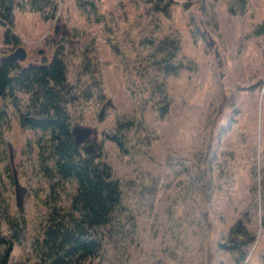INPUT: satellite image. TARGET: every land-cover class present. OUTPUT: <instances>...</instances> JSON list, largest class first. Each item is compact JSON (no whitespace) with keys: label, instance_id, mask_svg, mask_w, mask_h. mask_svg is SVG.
<instances>
[{"label":"rangeland","instance_id":"1","mask_svg":"<svg viewBox=\"0 0 264 264\" xmlns=\"http://www.w3.org/2000/svg\"><path fill=\"white\" fill-rule=\"evenodd\" d=\"M14 1L15 30L28 50L24 64L50 58L55 43L48 38L58 39L69 78L79 87L83 51L93 44L99 53L107 97L88 101L78 95L68 110L76 122L98 128L104 158L122 182L123 207L116 217L123 231L118 249L106 229L101 231L98 252L82 264H237L219 243L247 206L253 216L249 227L257 238L241 264H264V33L253 32L264 22V0H175L170 19L153 18L144 0H103L102 11L114 17L110 27L102 20L89 21L76 0H53L44 12L33 6L42 0ZM121 7L124 12L118 11ZM5 29L0 21V55L15 48L4 44ZM175 29L184 38L179 59L193 58L198 69L183 67L179 76L168 78L175 97L170 112L159 120L149 103L143 113L147 128L130 129L128 150L123 152L106 133L116 131L121 116L135 113L141 99L140 74L148 68L143 40ZM109 37H116L123 54L111 46ZM18 94L23 101L28 98L25 92ZM110 97L113 105L100 116ZM15 102L0 97V106L8 111L0 146L7 149L6 157L0 154V197L10 199L19 211L15 172L27 187L28 239L14 245L10 264H27L35 261L32 241L42 234L53 185L58 204L69 205L77 182L55 172L49 176L37 157L38 132L20 125ZM169 154L173 164L166 163ZM149 175L160 177L157 187ZM1 230L7 232L5 223Z\"/></svg>","mask_w":264,"mask_h":264},{"label":"trees","instance_id":"2","mask_svg":"<svg viewBox=\"0 0 264 264\" xmlns=\"http://www.w3.org/2000/svg\"><path fill=\"white\" fill-rule=\"evenodd\" d=\"M144 1L149 5L148 11L153 18L172 17L175 0ZM50 2L53 0H42L38 6H33L44 12V7ZM76 3L89 21L93 18L97 22L102 20L108 27L114 22V17L102 11L103 0H76ZM118 11L124 12L125 8L121 7ZM101 14L104 16L102 19L99 17ZM51 15L50 12L44 17L49 18ZM0 21L6 25L3 33L4 44L16 47L24 43L23 37L15 30L14 0H0ZM253 32L257 35L263 34L264 22L257 24ZM48 39L55 43L53 55L50 58L44 56L38 63L24 64L20 60L9 58V52L2 50L0 97L15 99L20 125L38 132L35 139L37 157L45 170L50 171L49 176L52 177L55 172L61 179H74L77 182L76 192L69 205L58 204L53 185V198H50V207L43 215L42 234L32 241L34 264H82L86 258L98 252L102 245L100 232L105 229V235L110 238L114 248L120 247L123 227L116 213L123 207L122 182L115 175L112 165L104 158L103 148H99L98 153H90L74 140L72 134V125L77 119L70 115L68 106L78 99V95L88 101H103L107 97L103 75L98 67L97 47L92 44L83 51L78 71L79 87H76L69 78L68 65L58 39ZM143 41L147 49L144 59L147 60L148 68L140 74L144 78L138 85L141 99L135 113L121 116L117 121L116 131L106 133L117 142L123 152L128 150L127 132L137 126L147 128L143 113L149 103L155 108L159 120H163L170 112L175 97L170 92L168 78L179 76L183 67L192 71L198 69L193 58L179 59L183 56L184 38L177 29L170 34L146 38ZM109 42L118 53H124L116 37H109ZM85 77L87 78L84 80ZM19 91L28 94L26 101L20 98ZM146 94L149 96L146 97ZM7 115L6 106L1 105L0 146L4 142L2 129L8 126ZM1 152L7 156L6 148H0V154ZM209 160L207 157L206 161ZM166 161L167 164L175 162L170 154ZM50 162L53 166H49ZM202 168L205 179L203 186L207 190L209 167L205 165ZM149 181L155 188L160 184V177L149 175ZM147 185L146 182L144 186ZM252 221V208L247 206L230 226L224 240L219 243L237 264L243 262L249 247L257 238L249 227ZM3 223L7 225L6 233L1 230ZM181 225L179 222L178 226ZM27 239V214L16 211L10 199L0 197V264H10L14 245L23 244Z\"/></svg>","mask_w":264,"mask_h":264},{"label":"water","instance_id":"3","mask_svg":"<svg viewBox=\"0 0 264 264\" xmlns=\"http://www.w3.org/2000/svg\"><path fill=\"white\" fill-rule=\"evenodd\" d=\"M57 28V26H56ZM211 44H214V40L210 41ZM216 53L218 52L217 46L215 47ZM40 52H43L42 49L39 50ZM9 58L15 59V60H25L28 56V50L27 47L24 44H20L16 46L12 51L8 53ZM32 62L30 61L29 64ZM107 105H113V99L110 97L107 99L106 102H104L101 106L99 115L101 116L107 107ZM72 134L74 137V140L82 144L83 147L90 153H98L99 148H101L102 143L99 140V132L97 127H93L90 125H86L80 122H75L72 125ZM9 146V156L11 159V162L13 163V147L8 141ZM14 184H15V192H16V202L17 206L19 208L20 212H25L24 208V197L27 192L26 185L22 184L17 176V174L14 172ZM35 262H32L31 264H34Z\"/></svg>","mask_w":264,"mask_h":264},{"label":"flooded vegetation","instance_id":"4","mask_svg":"<svg viewBox=\"0 0 264 264\" xmlns=\"http://www.w3.org/2000/svg\"><path fill=\"white\" fill-rule=\"evenodd\" d=\"M33 63V62H32ZM102 143V142H101Z\"/></svg>","mask_w":264,"mask_h":264}]
</instances>
